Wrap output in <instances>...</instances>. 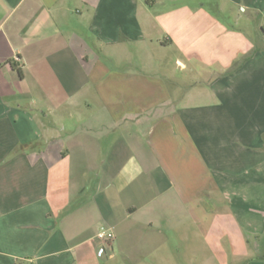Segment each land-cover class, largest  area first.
Masks as SVG:
<instances>
[{
	"label": "crops",
	"instance_id": "crops-1",
	"mask_svg": "<svg viewBox=\"0 0 264 264\" xmlns=\"http://www.w3.org/2000/svg\"><path fill=\"white\" fill-rule=\"evenodd\" d=\"M0 264H264V0H0Z\"/></svg>",
	"mask_w": 264,
	"mask_h": 264
},
{
	"label": "built area",
	"instance_id": "built-area-1",
	"mask_svg": "<svg viewBox=\"0 0 264 264\" xmlns=\"http://www.w3.org/2000/svg\"><path fill=\"white\" fill-rule=\"evenodd\" d=\"M115 238L116 235L113 229L106 226H102L100 228L96 236V239L99 243L98 251L100 255L106 253L111 244L114 242Z\"/></svg>",
	"mask_w": 264,
	"mask_h": 264
}]
</instances>
